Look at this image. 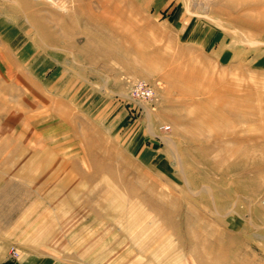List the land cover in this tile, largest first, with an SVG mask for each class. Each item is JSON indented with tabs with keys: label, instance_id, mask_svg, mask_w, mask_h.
Here are the masks:
<instances>
[{
	"label": "rangeland",
	"instance_id": "374dc122",
	"mask_svg": "<svg viewBox=\"0 0 264 264\" xmlns=\"http://www.w3.org/2000/svg\"><path fill=\"white\" fill-rule=\"evenodd\" d=\"M13 1L0 264H264V0Z\"/></svg>",
	"mask_w": 264,
	"mask_h": 264
},
{
	"label": "built area",
	"instance_id": "2783aa9c",
	"mask_svg": "<svg viewBox=\"0 0 264 264\" xmlns=\"http://www.w3.org/2000/svg\"><path fill=\"white\" fill-rule=\"evenodd\" d=\"M193 3L198 4L202 0H191ZM130 99L133 102H152L155 99V91L153 87L145 81H135L130 89Z\"/></svg>",
	"mask_w": 264,
	"mask_h": 264
},
{
	"label": "crops",
	"instance_id": "0c3cea01",
	"mask_svg": "<svg viewBox=\"0 0 264 264\" xmlns=\"http://www.w3.org/2000/svg\"><path fill=\"white\" fill-rule=\"evenodd\" d=\"M6 2V0H0V4H3V3H5ZM7 2H9V3H13L14 1L13 0H7Z\"/></svg>",
	"mask_w": 264,
	"mask_h": 264
}]
</instances>
